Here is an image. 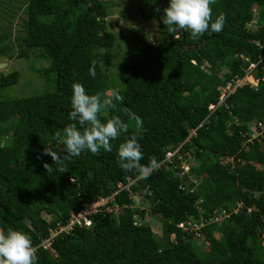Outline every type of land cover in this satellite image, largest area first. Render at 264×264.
<instances>
[{
	"label": "trees",
	"instance_id": "1",
	"mask_svg": "<svg viewBox=\"0 0 264 264\" xmlns=\"http://www.w3.org/2000/svg\"><path fill=\"white\" fill-rule=\"evenodd\" d=\"M5 1L13 0H0V12ZM24 2V36L11 41L9 31L0 32V59L12 57L14 41L23 57L41 50L50 61L44 75H55V87L5 98L3 91L17 86L21 75L0 72V144L5 145L0 147V229L28 234L37 248L36 264H264V63L258 64L264 0H216L213 21L224 13L223 31L209 30L195 40L187 30L167 32L161 17L170 0H138L140 18L164 34L159 41L145 29L110 31L104 0ZM121 44L126 50L114 80L109 69ZM92 61L95 78L89 75ZM251 64H257L252 74L258 87H238L221 101L219 88L245 77ZM73 82L88 94L122 96L116 109L100 118L106 122L119 115L129 129L111 141V152L85 151L65 161L66 172L49 175L43 164L53 161L42 153L51 145L64 155L54 134L72 122ZM128 109L141 118L139 124L125 115ZM254 128L258 135L252 138ZM131 135L141 144L142 164L150 157L159 162L146 178L118 164L119 144ZM178 148L191 167L189 175L175 168L177 158L174 164L165 161ZM228 148L231 160L222 161ZM127 185L129 190L122 189ZM118 190V214L99 212L91 227L61 234L50 250L41 246L51 229L84 204ZM139 193L150 202L151 214L165 222L162 240L143 222L147 212L133 207ZM222 210L229 216L213 221ZM187 220L205 224L200 236L177 226Z\"/></svg>",
	"mask_w": 264,
	"mask_h": 264
},
{
	"label": "clouds",
	"instance_id": "2",
	"mask_svg": "<svg viewBox=\"0 0 264 264\" xmlns=\"http://www.w3.org/2000/svg\"><path fill=\"white\" fill-rule=\"evenodd\" d=\"M216 0H170L168 7L163 9L161 22L168 33H177L181 30L190 32L192 39H199L207 31L214 33L223 31L226 23V15L220 13L213 21L212 7ZM157 11H160L157 9ZM96 62L92 61L89 75L96 76ZM71 111L69 120L62 129L55 132V140L64 145L63 157L58 154L51 145H45L42 155L51 156L53 164L44 163L43 167L49 175L53 172L64 173L68 169L65 161L73 157H79L88 151L93 155L100 149L106 152L112 151V140L118 139L121 134L129 129L119 115L106 118L102 121L100 114L107 117L109 109H116L115 101H123V97L114 94L112 97L97 92L88 94L83 84L73 82L71 85ZM129 120L140 123L141 118L130 109L125 110ZM0 144V147H4ZM118 164L125 171L135 170L141 178L148 177L158 170L159 162L155 157H150L147 164H142L144 159L141 144L136 135L126 136L124 142L119 144ZM36 248L33 246L31 237L20 230L11 227L0 229V264H36Z\"/></svg>",
	"mask_w": 264,
	"mask_h": 264
},
{
	"label": "rangeland",
	"instance_id": "3",
	"mask_svg": "<svg viewBox=\"0 0 264 264\" xmlns=\"http://www.w3.org/2000/svg\"><path fill=\"white\" fill-rule=\"evenodd\" d=\"M108 7V17L107 24L108 29L112 32L118 34H125L131 29H145L149 32V37L153 41H159L164 38V34L156 23L147 22L140 18L138 15L136 3L138 0H104ZM4 6H1L0 12V32L11 33V41L15 40L17 37L24 36L23 23L26 19V4L24 0H13L11 2H4ZM12 57L0 59V72L8 74L12 71H18L21 75L20 81L17 86L6 88L3 91V96L5 98H23L34 96L40 92H50L54 91L55 84L54 74L49 76L44 75V71L49 68L50 61L45 57L41 50L23 51L28 52V58L20 55L21 45L20 42H12ZM126 50L124 44L116 47L115 61L116 65L109 69V74L112 79L116 80L119 77L118 65L123 60V54ZM36 70H41L36 71ZM52 80L51 83L48 80ZM248 81H252V77L247 78ZM220 100L223 101L229 92V87H221ZM212 108V107H210ZM252 138L258 135L256 129H253ZM229 148L225 150L224 157L222 161H229L227 154ZM191 159V158H190ZM192 162V161H191ZM133 207L139 208L147 212L146 220L144 223L150 225L157 235L159 240L164 237L165 222L159 215L151 214V204L144 197L143 194H136L133 196ZM175 239V235L171 236V240ZM200 245L203 244V239L199 240Z\"/></svg>",
	"mask_w": 264,
	"mask_h": 264
},
{
	"label": "built area",
	"instance_id": "4",
	"mask_svg": "<svg viewBox=\"0 0 264 264\" xmlns=\"http://www.w3.org/2000/svg\"><path fill=\"white\" fill-rule=\"evenodd\" d=\"M262 49H263V52L260 55L258 64L264 63V45L262 46ZM256 67H257V64H251L249 68L250 72H248L245 77L232 80L228 85L229 87L228 94L233 93L238 87L244 86L246 84H250L252 87H255V88L258 87L259 80L255 79L254 75L252 74V71ZM248 77H252V81H248L247 80ZM211 107H212L211 109L213 110L215 109L214 106H211ZM179 151H180V148L176 150H170L166 155L165 161L171 164H174V163H177V161H175V158H177L178 162H180V164L178 163L180 166H177L178 165L177 164L175 165V168H180L181 170H183V174L189 175L191 171V167L189 164L183 161V156L180 155ZM128 187L129 185L123 187L122 189L129 190ZM121 190L114 192L110 196L100 197L91 203L84 204L82 211L80 213L78 214L72 213L70 219L66 223H58L56 227L51 229L49 232V235L44 239L41 246L45 250H50L55 239L61 234L71 232L76 226L81 227V228L91 227L93 225V217L97 215L99 212H106L108 214H113V215L118 214L121 207L117 203L115 196L118 193H120ZM241 206L242 205L240 204L239 208H241ZM239 208H237L235 212H237ZM228 216L229 214H227L225 211L222 210L221 212H218V213L216 212V216L213 219V221H219ZM204 225H205L204 223H199L196 220H187L185 222L178 224L177 226L185 232L193 231V232H196L198 236H200V230L202 227H204ZM261 237H262V244L264 245V233L262 234Z\"/></svg>",
	"mask_w": 264,
	"mask_h": 264
},
{
	"label": "water",
	"instance_id": "5",
	"mask_svg": "<svg viewBox=\"0 0 264 264\" xmlns=\"http://www.w3.org/2000/svg\"><path fill=\"white\" fill-rule=\"evenodd\" d=\"M2 66V64H0V67Z\"/></svg>",
	"mask_w": 264,
	"mask_h": 264
}]
</instances>
